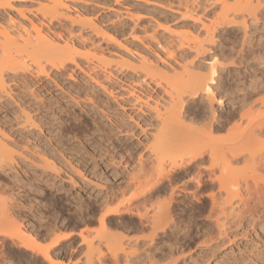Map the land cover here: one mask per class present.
Instances as JSON below:
<instances>
[{
    "label": "rangeland",
    "instance_id": "1",
    "mask_svg": "<svg viewBox=\"0 0 264 264\" xmlns=\"http://www.w3.org/2000/svg\"><path fill=\"white\" fill-rule=\"evenodd\" d=\"M63 1L69 8L65 11H68L70 18H74L73 20L76 21L77 18L83 15V17L80 18L87 21L85 23L80 22L82 25L79 23L80 20L72 23V21H70L72 19L69 20L67 19L69 17H64L60 14L56 15L58 16H55L56 18L52 17L49 19L46 17L43 19L42 15L37 11V6H39L37 5L38 0H9L11 3V9L10 7H7L6 11L9 9L7 12L8 14L10 13L11 16L15 14L14 18H16V21H19L18 23L21 22V24L27 27L28 30L31 29L29 24L32 21L42 29L50 28L47 31L50 35L54 33L52 36H56V38L54 37L55 40L57 39L59 41V37L64 39L65 36L73 37L72 39L75 42L77 41L76 45L78 43L77 46H81V43L84 44V47H82L83 45L81 46L82 48L79 47L81 48L80 51L82 53H86L87 51H96L98 53L100 51L101 53L102 51L103 54L101 53V56L105 58L104 66L102 64H99V67L93 66L94 64H97L96 61L87 60L85 59L87 57L82 54L78 55L76 61L78 66H80V69L79 67L74 66L73 63H68L62 72L63 74H60L57 77L54 75L55 70L53 67L47 70V74L34 71H29V73L28 71H22L21 74L23 76H20L19 79H14V81L8 80V87H11V89L8 88L10 89V95L8 98H1L0 125L2 124L1 126L4 129L7 128L12 123L16 113L19 115L17 108L21 105L27 107L26 109H28L31 114H36L34 108L38 107V116L40 117L38 127L39 130L42 131L40 132L42 133L40 136L44 135V137H39V139L33 138V136L30 135L29 138H32L29 139V142H32V139H34L35 141L32 143L41 141V143H39L42 144L43 140L44 143L48 144L49 142V146L52 148V145L54 144V108H61L60 110L62 111H60L61 113L59 116H62L64 119L62 117L59 119H61L62 122L67 120V123L64 122L65 125L62 124L61 132L67 128L65 129L67 132L64 130L67 134H61L60 132L58 139H61L63 142L65 141L64 143L66 144L68 143V147L70 146L69 149L71 148L69 150L70 152H78L81 153V155L87 154L86 157L85 155L83 156L85 158H88L90 156L88 154L93 152L94 154L92 153L91 155H96V159L101 157L99 160H104L108 159L109 155L112 153L111 156L116 157L111 160L113 161V165L115 163V167L112 166V162L111 165H109L108 161L107 165L110 167L107 166L104 170L102 168L100 169L104 179L106 178L104 181H100V183L99 179L97 180V178H94L96 179L94 180L82 167H76L79 171L81 170L80 172L82 176H85L87 180L90 177L89 180H91L92 184L84 183L82 185L81 183L83 182H77V184L72 187L69 181H65L64 183L56 182L54 184L53 167H28L26 164H23L20 155L14 157L16 163L14 165L15 167H5L0 169V202H2L0 203V264H49L44 261L41 256L42 249L57 237L61 238V236H67V234H69L68 237L63 239L57 247L61 251L60 255L55 258V261L58 264H84L83 260L85 259V253L87 251H85L86 243L81 240V236L92 240V242H95L96 240L98 241L100 236H102L101 238L103 241L101 240L102 242L100 243L99 240L100 245L96 244L97 241L95 242L96 246L99 245V249H94V252L92 251L93 254H91L94 264L95 259L102 252L110 254L109 251L112 253L116 252L121 246L124 247L127 252L128 259L136 258V260H138L137 264H264V200L261 205L258 200L255 201L252 197L245 195L243 199L245 198L248 205L246 204V206L241 207L242 204H236L237 199H233L232 202H235L234 204L232 203V205H230L229 203H226L228 206L226 204L223 205L224 211L220 208L219 210L218 206L213 204L214 202L211 197L212 194H216L217 197V181L209 182V180L206 179L207 177L203 176L204 179L202 178L201 180V186L196 189L193 186L192 175L190 174V176H188V174L192 172L195 174L194 170L196 169L194 167H189L188 169H185L186 171L180 170L176 173L172 182V186H174V188L176 186V192L174 201L172 200L171 204H167L170 193L169 186L167 185L163 192H160L151 199L154 204L157 202L159 204L160 202L165 206H169V213L166 214L167 216L164 218L166 219L165 226L163 225L162 227L161 224L158 228L162 227V229L160 228V230H156L153 236L150 235L151 229L147 224V220L141 218L135 211V208L138 206L137 199L134 200V203L136 202V204L132 206V209L129 210V212L126 211L125 213L123 211V213L120 212L117 215L110 216L112 220H108L105 229H103V226L97 221L99 214L98 202L101 198L99 196L100 193L101 195L105 192L111 194L112 191V196L116 194L115 196L117 198L114 196L109 204L110 206L108 205L110 208L114 207L116 204L120 205L126 203L127 199L131 198V196L133 197V193L135 195L136 191H139L138 194L141 195L140 192L142 190V185L144 184L143 175L145 174L140 172L141 170L137 167H127L130 166V159H132L131 162H133L134 159L130 156V158L128 157V154L126 153L127 150L131 147L128 152L132 154L134 150L133 148H135L134 155L138 152L137 150H142L139 148L141 147L139 144V147H132L133 144L135 145L137 142L136 139L139 138L140 135L135 134V136L137 135V137H135L131 136L132 133H129L127 136L122 128L124 123L122 124L121 122H132L133 119L131 117L134 118V116H136L135 113H140L141 111L139 112V109L143 111L146 106H149L150 108L148 109V107H146V112L144 110L140 114L148 115V113L153 110L151 108H154L152 105L155 104L153 100L155 102L158 100L157 104H161L159 106L160 108L163 103L162 101L167 98V95L162 90L163 86H155L154 83L150 82L149 84L152 86H150V88L149 85H146L145 83V81H148L146 78L143 77L142 81L141 79H137L142 74V70L139 68L141 62L140 64L138 63L141 61L140 58L142 59L144 57L149 59V63L154 64L151 66H156L159 70L162 68L161 70L165 69L168 71L169 69L168 72L164 70L166 73H169L172 70H181L178 66H183L185 64L194 67L197 65L195 68H205L204 65L206 59H208L214 52L213 50L210 51V49H213L212 46H215L217 43L219 45L221 44L225 51L224 56L227 53L228 56L226 55L225 58L223 57L224 62L222 63H224L226 67L223 65L224 71L222 72L223 74L221 73L222 80H216L217 83H214V86H217V90L214 89V91H217L216 93L221 97V103L213 100L210 108L215 111V113L213 112V116L217 117L218 115L221 120L222 118L224 120V117L230 113H236L238 110L241 112V109L246 108L248 110L251 109L252 111L255 109L258 110V113L254 111L256 116L253 114L255 118H253L254 120L252 121L255 122V120L261 118L259 115L260 113L264 117V104L260 102L263 101L261 100L262 97V99H264V0H258V5L255 2L256 0L254 1V4L256 3V8H254L256 14L249 11L250 14H252H248L250 15L248 16L246 15L249 13L246 12L248 10H237V14L240 12L238 14L239 17L242 16V14L246 15L245 24L242 23V19H244L242 17L235 22H222L221 25L220 23H217L216 27H218V25L221 27L216 28V32L220 29L221 33L220 35L217 34L219 37L216 36L214 38V40L217 41L216 43H212L211 40L207 42L206 40H209V38H206V36L202 37V34L203 36L205 34L203 31L204 27H202L203 29L201 28V22L214 20L216 17L215 13L221 10V4L219 5L220 2L218 0H187L189 3L186 0ZM229 1L233 2L234 0H228V2ZM182 4L183 6L189 4V6L191 5L190 7L195 8V10L191 8L194 14H192V17L194 19L197 17L196 21L198 23L194 21L191 16V18L188 17L189 14L184 16L185 12ZM79 12H82V14ZM197 19L202 21H198ZM90 23L96 24L95 28H98L96 31L99 33L94 32V27L91 29L88 27ZM157 23H159V25L163 23L164 27L167 26L170 28L165 29L162 26L160 27ZM131 25L134 26L133 30L131 29L132 32L134 31L132 36L130 35V28H132L130 27ZM222 28L227 31L222 33ZM127 29L129 30V33H127ZM168 30H170L172 34L168 32ZM120 32L124 33V35L120 34ZM199 33L202 34L200 35ZM177 34H181V36L188 35L189 37H192V35L198 36L199 34L198 40H205V42H207V45L204 41H202V44H205L207 47L211 44L212 46H210L208 50L204 45V53L200 52V55H197L195 54V49L191 50L194 47L191 48V46V49L188 51L187 46L186 49H184L185 46L178 44L181 43L178 40L179 38L176 40L173 39L178 36ZM220 36H223V38ZM109 37L110 39L115 37L116 41L119 39L120 43L116 42L115 38L108 40ZM119 44L122 47L119 46ZM169 44H172V49H170ZM175 47H177V50ZM214 49L219 50L221 48L219 47L218 49L217 47ZM169 50L174 53L169 55ZM178 52L180 54L183 53L182 55L184 59L187 58V60H184L182 56V59L179 58L180 54ZM140 54L143 57H141ZM121 56H123V58ZM138 57L139 61L136 60ZM129 58L133 61L131 65L133 63L138 64L137 66L139 70L137 69V66H135L136 69L133 68L135 71L131 69L133 66L131 67L130 65H128V67L130 66L131 68H125L127 65L125 66L124 61L126 63ZM120 59H123L124 61H121ZM176 61H178L177 63L179 65ZM190 62H193L195 65L193 63L190 64ZM128 64H130L129 61ZM198 65L202 67H199ZM119 67L120 69L118 71L114 70V68ZM104 68L106 70H104ZM109 69H112L113 72L107 74V70ZM120 71L122 73L125 72L124 74L126 75L124 76ZM126 76L129 77L127 78ZM80 85L82 87H80ZM83 85H86V88L82 89L84 87ZM218 85L221 88L218 87ZM100 86L105 89L103 90ZM74 87L75 89L77 88L76 90H79V92L80 90L87 91L91 98L94 97V99L91 100L95 101L96 95L97 97L99 96L98 99L100 100L98 101L97 99V101L94 102L95 106L93 105V107L88 105L90 104V101H88L86 97H82L85 101H82L81 98L77 100L76 103H72V101L70 102L71 99H69L68 95L73 92ZM87 87H92L95 91L92 89L90 91L89 88L87 90ZM130 88L132 92H135L134 94L140 95V99L138 98V100H136L137 102L134 100L138 110L136 109V106L132 107L134 103L130 101L131 99L129 100V98L135 96L134 94H131L133 96L128 94ZM67 92H70V94ZM145 93L148 94L146 95ZM161 96H164L165 98L162 99ZM55 101H58L59 103L54 104ZM198 101L195 102L193 106L199 110L200 115L207 121L212 116L211 111H205L210 110L208 109L209 107L207 103L205 104V101L202 100L204 103L201 102L205 106L200 104L201 100L198 99ZM100 103L104 104L101 105ZM145 103L151 104L146 105ZM86 104L87 106H85ZM99 105L101 107H99ZM201 105L204 109H201ZM83 107L87 108L84 109ZM79 108H81V110ZM97 108H99L100 111H98ZM104 108L106 109V112L103 111ZM107 110L109 112L111 110V113H107ZM131 112L133 114H131ZM243 112H246V110ZM207 113L210 114L209 118H207ZM109 114L111 115L109 116ZM100 116H102V118ZM123 116L126 117L123 118ZM129 116L132 120H129ZM245 117L243 118L244 120L247 119V117ZM116 119H119V125L116 123L118 122ZM95 120L96 122H93ZM246 121L248 120H245L244 122ZM112 122L113 124L111 125ZM94 123H96V125H94ZM114 124L115 126H118L119 129L116 128ZM64 126L65 128L63 129ZM150 127L151 126L148 127L147 125V128L145 127V129L154 128L153 126ZM94 128H97V130ZM221 131L223 134H221ZM225 131H227V129L218 131L220 132L219 134L216 132V136L220 134L223 136L227 133H225ZM46 132L51 134H47ZM72 132L74 133L72 134ZM226 136L224 135L223 137ZM45 137L46 139H44ZM29 144L30 143L25 144L27 145L25 146V150H20V153L21 156L25 155L26 158L31 160L32 154L30 155L29 152H31L32 147L28 146ZM122 145L123 147L125 146V148L128 147L125 149ZM81 147H84V149L87 148L85 149L86 152H84L85 150ZM77 149L80 150L77 151ZM131 149L133 150L131 151ZM26 150H29V152ZM119 153L121 155H119ZM99 154H101V156ZM44 155L49 162H54V156L52 157V155H49L48 153ZM122 155L123 157H120ZM175 155H177V153H175ZM118 160H120V164L118 163ZM124 160H128V164L124 163ZM123 164H125V166ZM240 168L242 167H235V175L238 173L242 174L241 172L243 171H241ZM239 169L240 171L238 172L237 170ZM250 173L251 172L248 171V174H246L250 175ZM188 177L191 180H188ZM76 178H78L77 181H80L81 179V177L77 176ZM175 180L176 182L174 183ZM184 181H186V184L183 188L182 185L184 184ZM94 182L101 185L97 188L94 186ZM140 182H142V185ZM138 184L141 186L139 187ZM66 188L69 190L65 191L64 189ZM62 189L64 192L61 191ZM167 191H169V193ZM140 195H138V197ZM238 204L240 207H237ZM5 206L8 207L5 208ZM230 206L234 209L232 210ZM217 221H219L222 226L219 227ZM17 229L19 230L17 231ZM22 232L23 234H21ZM30 236L33 237V240H31ZM151 237L153 241L150 242V244H147V241H149V238ZM23 242L25 243L23 244ZM25 245L29 246L26 247ZM109 260L111 261V259ZM109 260L108 264H111Z\"/></svg>",
    "mask_w": 264,
    "mask_h": 264
},
{
    "label": "bare ground",
    "instance_id": "2",
    "mask_svg": "<svg viewBox=\"0 0 264 264\" xmlns=\"http://www.w3.org/2000/svg\"><path fill=\"white\" fill-rule=\"evenodd\" d=\"M218 1L220 2L219 5L221 4L220 5L221 10L217 11L216 12L217 14L215 13L216 17L214 18V20L208 21V22H201V25H202L201 28L204 27L203 31H204L205 35L203 36V34L202 33L201 34H202V37L206 36V38H209V40H206L207 42L210 40L212 43L217 42L214 40V38L216 36L219 37L218 35H220V33H221L220 29L216 32V30H217L216 28L221 27L219 25H218V27H216L217 23L218 24L220 23V25H221L222 22H225V23L235 22L240 17H242L245 19L244 20L241 18L242 23L245 24L246 15L250 14V12L253 13L254 8H256L255 7L256 3H257V5L259 4L258 0H256V1L255 0H234L233 2H230V1L228 2V0H218ZM254 1L256 2L255 4H254ZM10 2H9V0H0V14H1L0 15V101H1V98H3V97L8 98V96L10 95L11 87H8V80L14 81V79H16V80L19 79L20 76L21 77L23 76L21 74L22 71H24V72L28 71V73H29V71H34V72H42V73L47 74V70L49 68L53 67L55 70L54 75H56V77H57L60 74H63L62 72L64 71V68L66 67V65L68 63H73L74 66L79 67V69H80V66H78L76 61H77L78 55H82V54H83V56L85 55L87 57L85 59L91 60V61L92 60L96 61L97 64H94L93 66L97 67L99 64L100 65L104 64L105 58H103L101 56L102 51H101V53H100V51H99V53L96 51H93V52L87 51L86 53H84V52L82 53L80 50L82 47H84V44L81 43V46L83 45L82 47L80 45L77 46L78 45V43L76 45L77 41L75 42L72 39L73 37H71V36H68V37L65 36L64 39L63 38L61 39V37H59L61 40V42H60V40L58 41L57 39L56 40L54 39V37L56 38V36H54V37L52 36L54 34L52 32V30H51V32L53 33L52 35H50V33H48L47 30L50 28L42 29L41 27H39L38 25H36L32 21L31 22L29 21L30 22L29 25H30L31 29L28 30L27 27H25L23 24H21V22L18 23L19 21H16V18H14L15 14L13 16H11V14L9 13L10 14L9 15L7 12L9 9L6 11L7 7H10V9H11V3ZM178 2H180V1H178ZM185 2H183V3H185ZM231 3H233V4H231ZM253 4H254V6H253ZM37 5H39V6H37L38 8L36 7L37 11H38V13H40V15H42L43 19H45L46 17H48L50 19V18L55 17L56 15H59V14L61 16H64V17H69L68 11H65L66 9H69V8L67 7L66 3L63 0H38ZM182 6H183V4H182ZM190 6H189V4H185L183 6V8H184L183 10L185 12L184 16H187L189 14L188 17H190V16L192 17L194 15L192 9L195 10V8H192ZM239 9L240 10L245 9L244 11L248 10L246 12H249V11L250 12L247 13L246 15L242 14V16L239 17L238 14L240 12L237 14V10L240 11ZM252 9H253V11H252ZM20 12H22V11H20ZM75 14H77V13H75ZM80 14H82V12ZM182 14H183V12H182ZM250 15H248V16H250ZM56 17H58V16H56ZM80 17L82 18L83 15H81ZM79 18L76 19L77 22L80 20L79 23L80 22L85 23L87 21L86 19H85L86 21H84L83 19H81V18L79 19ZM196 18L197 17H195V19L193 18L194 21H196ZM22 19H24V18H22ZM67 19H69V20L72 19V20H70V21H72V23L76 22L75 20H73L74 18L69 17ZM197 20L202 21L200 19H197ZM157 24L159 25V23H157ZM83 25H85V24H83ZM91 25H92V27H91ZM159 26L160 27L162 26L165 29L170 28V27L168 28L167 26L164 27L163 23L160 24ZM159 26H157V27H159ZM88 27H90V29L94 27L93 28V30L95 29L94 32H97L96 30H98V28H95L96 24H94V23H92V24L90 23ZM130 27H132V28H130V33H131L130 35L132 36L133 35L132 33L134 31L132 32L131 29L133 30L134 26L131 25ZM165 29H163V30H165ZM222 31H223L222 33H224L227 30L225 31L223 29ZM168 32L171 33L170 30H168ZM173 32H174V30H173ZM200 32H202V31H200ZM97 33H99V32H97ZM127 33H129V30ZM70 34H68V35H70ZM120 34L124 35V33H121V32H120ZM171 34H169V35H171ZM199 34H198V36L192 35V37H189L188 35L181 36V34L180 35L177 34L179 37L177 36L175 38H173V37L172 38L175 40L179 38L178 40L181 43H178V44L185 46L184 49H186V46H187L188 51H189V49L194 47L191 50L195 49L194 50L195 54L200 55V52L204 53L205 47L208 48V50H209V48H210V46H212V44L209 45L210 44L209 43L208 44L209 46L207 47L206 46L207 42H205V40H198ZM223 36H224V34H223ZM223 36H220V37L223 38ZM110 37L108 38V40L110 39ZM152 37H153V35H152ZM112 38H115V37H112ZM112 38L110 40H112ZM172 38H170V39H172ZM115 41H116V38H115ZM172 41H174V40H172ZM202 41H204L206 43V45L202 44L203 43ZM78 42H80V41H78ZM116 42L120 43L119 39ZM219 43H220V41H219ZM171 45L169 44L170 49H172ZM204 45H205V47H204ZM222 45H223V43H222ZM119 46H121V45L119 44ZM79 47H81V48H79ZM217 47H218V49H219V47L221 49H219V50L214 49ZM175 48L177 50V47H175ZM178 48H180V47H178ZM212 48L213 49H210V51L213 50L214 52L213 53L210 52L212 54L209 56V58L207 57L208 59L205 58L206 59V62L204 65L205 68H195V67H197V65H195L192 62L195 65V67L189 66L186 64L183 66L181 65V66H178L181 68V70H178V69L174 70V71L172 70V71H170L171 74H170V72L166 73L165 71H167V70H165V69H164L165 71L161 70L162 68L159 70L158 68H156V66H154V67L151 66L153 63L152 64L149 63L150 60L147 58H144L141 54H140V56L143 57L144 59L140 58L141 61H139V57H138V59H136L137 61H139L138 62L139 64L141 62V65H139L140 66L139 68H141V70H142L141 76L138 75L139 78H137V79H141V81H142L143 77L146 78V80H148V81H145V80L144 81H145L146 85H149V87L151 86L149 84L150 82L154 83L155 86L156 85L161 86V87L163 86L162 90L167 95V98H165L164 96L163 97L161 96L162 99L165 98L164 99L165 102L161 100L163 103H162V106L160 108H159V106L161 104L160 105H158L159 103L157 104L158 100H156V102L153 100V102L155 103V104H152L154 108H151V109H153L152 111H150L151 109L149 110L150 113H148V111H147L148 115L140 114L141 112H143L145 110L146 107H148V109L150 108L149 106H146V107L144 106L145 108L143 111L141 109H139V112L140 111L141 112L137 113V114L135 113V115H136V116H134L135 120L133 117H131L133 119L132 122L130 121L131 123L129 121H126L125 119L124 120L128 123H126L124 121L121 122L122 124L126 123L125 125L124 124L122 125L123 126L122 128L125 131L126 135L129 133L134 134V135L131 134V136H135V134L140 135L139 138L136 139V141L138 143L136 142L135 145L133 144L132 147H137L139 144V145H141V147H139V146L138 147L142 150L141 151L137 150L138 152L136 153V155L133 154L135 152L134 151L135 148H133L134 150L131 149V151L133 150V153L130 151L133 155L128 152V150L131 147L127 150L126 153L128 154V157L130 156L131 158H134L133 162H131L132 159H130V161H129L130 166H127V167H137L138 169L141 170L140 172L145 174V175H143L141 173L144 176V184H143L144 186L142 185V182H140L142 185V190L140 192L141 195L138 194L139 191H136L137 194H136V192H135V195L133 193V197L131 196V198L127 199L126 203L120 204V205L116 204L114 207H110V208L108 207V205L110 204V202L112 201V198L116 194L112 196V191H111V194H107V192H105L103 195H101L100 189H99V193H100L99 196L101 198H100V201L98 202L99 203V205H98L99 214L97 217L98 218L97 221L99 222V224L101 226H103V229L106 228V225H107L106 223H108V220L111 219L112 215H117L120 212L123 213V211L125 213H126V211L129 212V210L132 209V206L134 204H136V202L134 203V200L137 199L136 201L138 203V206L136 205L137 207L135 208V211L141 218H144V220L145 219L147 220L148 223L146 221L145 222L149 225V227L151 229L150 235L153 236L155 234L156 230H158V229L160 230V228L162 229L163 225L166 223V219H164V218L167 216L166 214L169 213V206H165L163 203H160V202H159V204H158V202L157 203L155 202L156 204H154L153 201H151V199H153L160 192H163L166 189V185H167V186H169V191H170V193H169V191H167L169 193V196H168L169 201L167 199V201H168L167 204H169V203L171 204L172 200L174 201V196H175V192H176L175 191L176 186H175V188H174V186H172L173 178L175 177V175L178 171H180V170L186 171L185 169L186 168L188 169L189 167H194L196 169V170H194L195 174H193V172L188 174V176H190V174L192 175L191 178H192V182L194 185L193 184H191V185H193L196 189L201 186V180H202L203 176L207 177L206 179H208L209 182L210 181H214V182L217 181V184H218L217 185L218 189L216 191L217 197H216V194H212L211 197H212V201L214 202L213 204H216L218 206V209L220 208L221 210H223V208H224L223 205H225L226 203H229L230 205H232L233 199L234 200L237 199L236 204L241 203L242 204L241 207L246 206L247 201L245 200V198L243 199V197H245V195L252 197L253 200H255V201L258 200L260 202V204L262 205V202L264 200V175H263L264 174V117L260 113L259 115L261 116V118H259L258 120H255V122H254V121H252V120H254L253 118H255V116H256L254 111H256L258 113V110L255 109L254 111H252L251 109L248 110L246 108L241 109L242 110L241 112H240V110L236 111L237 114L236 113H230L229 115L224 117V120H223V118L221 120L220 116L218 117V115H217V117L213 116L215 111L213 109L212 110L210 109L213 100H215V102L217 101L218 103H221V97L218 95V93H216L217 91L216 92L214 91V89L217 90V88H216L217 86L215 87L214 83L216 82V80L219 81L221 79V73L224 71L223 70L224 69V67H223L224 63H222V62H224L223 60L228 53L226 52L227 54L224 56L225 51L223 50L221 44L219 45L218 43L215 46H212ZM174 51H175V49H174ZM178 51L181 52L180 50H178ZM198 52H199V54H198ZM171 53L173 54L174 52L170 51L169 55ZM183 53H181V54L179 53L180 54L179 58L182 59ZM99 54H100V56H99ZM122 54H120V55H122ZM222 54H223V56H222ZM184 55H185V53H184ZM133 56H135V55H133ZM121 57L123 58V56H121ZM220 57H222V58L224 57V58L222 59ZM119 58H117V59H119ZM183 59H184V57H183ZM221 59H222V61H221ZM120 60L124 61L123 59H120ZM125 60H127V59H125ZM131 60H130V58L128 60L130 62V64H128V61L126 63L124 61L125 66L127 65L125 68H127L128 65H130L131 67L132 66L133 67L131 68L129 66L128 68L133 69V68H135V66L138 65L137 63L136 64L133 63L131 65V63L133 62ZM184 60H187V58ZM151 62H153V61H151ZM177 62L178 61H176V63ZM119 63H121V62H119ZM192 63L190 62V64H192ZM122 64H123V62H122ZM122 64H120V65H122ZM196 64H198V63H196ZM198 66L202 67L200 65H198ZM120 67L114 68V70L118 71L120 69ZM157 67H160V66H157ZM169 67H172V66H169ZM88 68H89V66H88ZM137 69H138V66H137ZM104 70H106V69L104 68ZM107 71H108L107 74H110L113 72L112 69H109ZM133 71H135V70L133 69ZM160 71H162V72H160ZM168 71H169V69H168ZM122 72H123V70H122ZM122 72L120 71V73H122ZM124 73H122V74L125 76L126 74H124ZM131 76H132V74H131ZM86 84H88V83H86ZM219 85H221V84H219ZM219 85H218V87H220ZM80 87H82V86L80 85ZM80 87H79V89H80ZM100 87L103 90L105 89L102 86H100ZM8 88H10V89H8ZM84 88H86V85L82 89H84ZM88 88L89 87H87V90H88ZM93 88H94V86H93ZM93 88L90 87L89 90L91 91V89L93 90ZM76 89L74 87L75 91L73 90V92L71 94H70V92L72 90L70 92H67L70 94V95H68L69 99H71L70 102L72 101V103H76L77 100L81 99L82 97H86L88 99V101H90V104H88V105H90L91 107H93V105L95 106L94 102L97 101L99 96L97 97V95L95 94L96 100L93 101L91 99H94V97L91 98L87 91L80 90V92H79V90H76ZM147 89H148V87H147ZM93 91H95V90H93ZM157 91H158V89H157ZM128 92H129L128 93L129 95L135 93V92H132L131 88H130V90H128ZM147 92H149V91H147ZM139 93H140V91H139ZM93 94H94V92H93ZM159 94H160V92H159ZM134 95L135 96L131 95L134 97V99L131 96H130L131 98H129V100L131 99L130 101L133 103L136 100H138V98L140 99V95H138V94H134ZM262 98H261V100H263V101H260V102L262 104H264V99H262ZM151 99H152V97H151ZM198 99L201 100L200 104L204 103V102H202V100L205 101V104L207 103V105L209 107L208 109H210V110H205V111H211V115H212L211 117L212 118L210 117V114L207 113V115H208L207 118L210 117V119H208L207 121H206V119H204V117H202L200 115L199 110L194 108V106H193L194 103L198 101ZM83 100L85 101V99L82 98V101ZM99 100L100 99H98V101ZM125 101H126V99H125ZM101 102H102V100H101ZM57 103H59V102L55 101L54 104H57ZM246 103H243V104H246ZM77 104H79V103H77ZM103 104H101V105H103ZM148 104H146V105H148ZM140 105H141V103H140ZM202 105L205 106L204 104H202ZM247 105H248V103H247ZM85 106H87V104ZM133 106H136L135 103H134V105H132V107ZM197 106H199V105H197ZM203 106L201 107V109H204ZM244 106H242V107H244ZM99 107H101V106L99 105ZM206 107H205V109H206ZM249 107H251V106H249ZM26 108L27 107L22 106V105L17 108L19 115H17V113H16V116L13 118L12 123L7 128L4 129L1 126L2 124L0 125V169L5 168V167L6 168L7 167H10V168L15 167L14 165L16 163L14 161V157H16L17 155H20V157H22L23 164H26L28 167H53L52 169L54 170V184L56 182L57 183L58 182L64 183L65 181H69V183L72 187H74L75 184H77V182H83V183H81L82 185L84 183L85 184H90V183L92 184L91 180H89L90 177L87 180V178L85 176L84 177L82 176V174L80 172L81 170L79 171L76 167H80V168L82 167L84 169V171H87L88 174L93 179L94 178H97V180L99 179V183H100V181H104L106 179V178L104 179L102 171L100 169L102 168L104 170L107 166L111 165V162H112V166H114L115 163L113 165V161H111V160L116 158V157L111 156L112 155V153H111V155H109L108 159L99 160L101 157H99V159L98 158L96 159V155H91L93 152L92 153L90 152L91 154H88V155H90L88 158H85L87 156V154L86 155L84 154L85 157H83L84 155H81V153H78V152L74 153L73 152L74 153L73 154L72 152H70L69 150L71 148L69 149L70 146L68 147V145H67L68 143L66 144V143H64L65 141L63 142L61 139H58L59 134L62 131L61 130L62 124H64V122L67 121L66 120V121L62 122L61 119H59L62 117V116L61 117L59 116V114L61 113L60 111H62V110H60L61 108L60 109L57 107L54 108V133H53L54 134V144L51 143L54 145V147L52 145V148H51L49 146V142L47 144V143H44L43 140H42V144H40L41 141H39L40 143L39 142L32 143L33 141H35L34 139H32V142H29L30 141L29 139L32 138V137L29 138L30 135L33 136V138H39V137L42 138V137H44V135L40 136L42 134L40 132H42V131L39 130V127H38V124L40 123V117L38 116L39 115L38 107L34 108V112L36 114H31V112ZM83 108L85 109L87 107H83ZM79 109L81 110V108H79ZM91 109H94V108H91ZM97 109H98V111H100L99 108H97ZM136 109L138 110L137 106H136ZM239 109H240V107H239ZM105 110L106 109L104 108L103 111L106 112ZM108 110H107V113H111V110H110V112ZM244 110H246V112H243ZM132 112H131V114H133ZM145 112H146V110H145ZM125 113H126V111H125ZM113 114H114V112H113ZM110 115L111 114H109V116ZM104 116H106V115H104ZM116 116H117V114H116ZM121 116H120V118H121ZM130 116L128 118H129V120H132V119H130ZM245 116L247 117V119H245V120H248L246 122H244L245 120L243 119ZM77 117H78V115H77ZM79 117H80V115H79ZM100 117L102 118V116H100ZM125 117L126 116H123V118H125ZM107 118H108V116H107ZM111 118H113V117H111ZM128 118H127V120H128ZM205 118H206V116H205ZM116 120L118 121L119 119H116ZM93 122H96V120ZM110 122H111V119H110ZM116 123H118V125L120 124L119 121ZM112 124H113V122L111 123V125ZM115 124H114V126H115ZM94 125H96V123H94ZM94 125H93V127H94ZM147 125H148V127L153 126L154 128L150 127L151 129L146 130L145 127L147 128ZM66 126H67V124H66ZM97 127H99V126H97ZM115 127L118 128V126H115ZM135 127L137 128V130ZM64 128H65V126L63 127V129ZM36 129H37V131H36ZM65 129H67V128H65ZM94 129L97 130V128H94ZM222 129H224V130L227 129V131H225V133L227 132L226 133L227 136H226V134H224L226 137H223L224 135L223 136L221 135V134H223L222 131H221L220 135L216 136V132H218ZM64 130H63V132H61V134L67 132L66 130L64 132ZM47 132H49V131H47ZM121 132H123V131H121ZM73 133L74 132H72V134ZM98 133H100V132H98ZM219 133L220 132H218V134ZM47 134H51V133H47ZM65 134H67V133H65ZM135 137H137V135ZM44 139H46V137ZM27 143H30L28 146L32 147L31 152H29V150H26L29 152L30 155L32 154L31 160L26 158L25 155L21 156V153H20V150H22V149L25 150V146H27L25 144H27ZM71 147H72V145H71ZM87 147H88V145H87ZM122 147H123V145H122ZM73 148H75V147H73ZM81 148L84 149V147H81ZM123 148H125V146ZM85 149H87V148H85ZM72 150H74V149H72ZM79 150L77 149V151H79ZM122 150H124V149H122ZM74 151H76V150H74ZM84 152H86V150ZM47 153L49 155H52V157L54 156V162H49V160H47V158L44 155ZM120 153H119V155L122 154V153L121 154ZM175 153H177V155H175ZM77 154H79V155H77ZM99 155L101 156V154H99ZM120 157H123V155ZM128 157H127V159L129 160L130 157L129 158ZM73 161H74V163H73ZM108 161H109V165H107ZM127 161L124 160V163H127ZM26 162H28V163H26ZM119 162H120V160H118V163ZM123 165L125 166V164H123ZM124 166H122V167H124ZM116 167H117V163H116ZM147 167H148V169H147ZM235 167H242L243 169L240 168L241 171H243V172H241L242 174L238 173L237 175H235V173H234ZM240 169L237 171L239 172ZM144 170H146V171H144ZM248 171L251 172L252 174L250 173V175H247ZM76 176L81 177L80 181H77L78 178H76ZM143 176H142V178H143ZM249 177L251 180L249 179ZM94 180H96V179H94ZM188 180H191V179L189 178ZM175 182H176V180L174 181V183ZM185 182L186 181H184V184L182 185L183 188L185 187V184H186ZM99 183L94 182V186L98 188L101 185ZM141 185H139V187ZM64 186L67 187L66 185H64ZM136 187H138V186H136ZM69 188H71V187H69ZM64 190L67 191L69 189L66 188ZM61 191H63V189ZM96 195H98V194H96ZM138 195H140V196L138 197ZM249 200H248V202H249ZM0 203H2V202H0ZM118 203H120V202H118ZM226 205L228 206V204H226ZM238 205H237V207H240V205L239 206ZM6 207H8V206H5V208ZM233 207H234V205H233ZM233 207L230 206V208H232V210L234 209ZM135 211H133V212H135ZM222 214H223V212H222ZM161 224H162V227L158 228ZM217 224L219 227L222 226V224H220L219 221H217ZM18 228H19V225H18ZM18 230L19 229H17V231ZM21 234H23V232ZM63 235H65V234H63ZM68 235L69 234H67V236H61V238L57 237L49 245H47L44 249H42L41 256L44 259V261H46L49 264H58L55 261V258L58 255H60L61 251L57 247L59 246V244L61 243V241L63 239L68 237ZM101 237L102 236H100L98 241L96 240L97 241L96 244L100 245V243L103 241V239ZM30 238H31V240H33L32 236H30ZM81 240L84 243H86L85 244L86 245L85 251H87L85 253L86 256H85V259L83 260V263L84 264H94V261L92 260L91 254H93L94 249H99V245L96 246L95 245L96 241L92 242V240L86 239L85 237H82V236H81ZM99 240H100V243H99ZM152 241L153 240L151 237V238H149V241H147L148 243L147 242L146 243L150 244V242H152ZM24 243L25 242H23V244ZM128 245H129V242H128ZM25 246L28 247L29 245H25ZM25 246H23V247H25ZM131 249H132V247H131ZM57 250H59V251H57ZM109 253L110 254L102 252L99 256H97V258H96L97 260L95 259V264H108L109 259H111V261L109 260V262L111 264H137L138 260H136V258L128 259V257H127L128 254L125 251L124 247H122V246L119 247V249H117L116 252L112 253L111 251H109Z\"/></svg>",
    "mask_w": 264,
    "mask_h": 264
}]
</instances>
